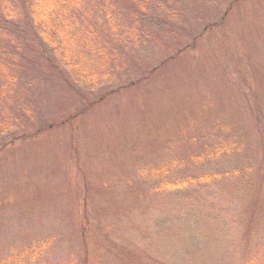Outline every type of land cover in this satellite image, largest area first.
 Returning <instances> with one entry per match:
<instances>
[{"label":"rangeland","instance_id":"374dc122","mask_svg":"<svg viewBox=\"0 0 264 264\" xmlns=\"http://www.w3.org/2000/svg\"><path fill=\"white\" fill-rule=\"evenodd\" d=\"M111 1L0 34V264H264V0Z\"/></svg>","mask_w":264,"mask_h":264},{"label":"trees","instance_id":"16d2710c","mask_svg":"<svg viewBox=\"0 0 264 264\" xmlns=\"http://www.w3.org/2000/svg\"><path fill=\"white\" fill-rule=\"evenodd\" d=\"M111 2H113V0ZM116 2L118 4L120 3V1H118V0H116ZM146 2H147L146 0H140V5L139 4L133 5V9L131 8L134 11L133 12L134 16L132 17L133 21L136 22V20H139L140 17H142V14H141L140 10L148 11V8L145 7L147 5V4H145ZM232 2H235V0L230 1L229 3L232 4ZM33 4H34V0H0V34H1L2 38L4 36H7L8 38H10L14 34L13 31H11V30H13V28L10 27L11 26V24H10L11 19L10 18L12 16L16 15V14H18V16L21 15L24 18L32 19L33 20V25H35L32 12L30 11L31 9L33 10V8H35L33 6ZM109 5H110V3L108 4V2L105 4V10H104L105 12L103 13V15L105 17H106V14H107L108 11L111 14V11H110L111 7ZM207 5L209 6V5H213V4L212 3H210V4L207 3ZM202 10L205 11L207 9H202ZM150 12L151 11L148 12L149 15H150ZM206 12L207 11L203 12L202 14H198V16H196L195 13L194 14L192 13L193 15L191 14L194 17L196 16L195 25H193V23H191V27L188 29L187 33H184V35H186V36H191V37L193 36V38H191L192 42L190 41V44H193V42L196 39V37H197V40L201 38V34H198V32H195V31L198 29V26L202 22V19L207 18L209 16V14L212 13V12H209V13L208 12L206 13ZM220 21L219 22L215 21V23H212V25L216 26V25L220 24ZM145 22H148V25H150L148 27L150 30H151V28H153V32H148V31L144 32V31H142V29H140L139 30L140 34L138 33L136 35V31H135L136 29L135 28L133 29V28L130 27L129 31H131V33L132 32L134 33V35L132 34V36H134L133 37L134 41H135L136 36H137V40L141 41L142 39H145L148 43L150 42V39H152V37L156 38L157 41H159L166 34H176L177 30L180 31L182 29L184 30V32H186V29H187V25L182 26V29H180V27H178V29H177V28H174L173 26H170V27H167L166 31L165 30L163 31V32H165L164 34L160 35V33H159L160 29H159V31H157L158 27H159V21H157V19H153L152 20L151 19V15H150V17L145 16ZM191 22H193V20ZM208 25L209 24L205 25V27H206L205 29H207ZM139 28H141V27H139ZM35 29H36V27H35ZM36 31L38 33L37 29H36ZM25 33H26V35L29 36V39H31V36L33 37V39L35 38L32 35V33H31V36H30V34L28 32H25ZM112 33H110V35H112ZM38 35H39L38 38L40 37V39H42V36H44L46 40H45V42L44 41L43 42L46 43L48 46H51V45L54 46L55 50L61 55V57H62V54H61L60 51H63L64 52V59H65L64 61H66L65 44H64V42H62L61 38L58 35H56V31L49 30L48 28L47 29L43 28L42 30L40 29V33H38ZM57 36L60 38L61 42L56 43L57 42V40H56ZM159 36H162V37H160V39H159ZM156 39H155V41H153V43H151L154 46L157 43ZM35 40H37V39H35ZM123 40H125V39H123V38L119 39V41H123ZM182 40L184 41V39H182ZM182 40H181L180 43L178 42V44L176 42L174 43L176 45V47L172 46V47H175V49L171 50V52H173V55L174 54L176 55L177 52L182 51V50L185 49V46L187 44L181 45L183 43ZM37 44H40V42L37 41ZM125 44H127L126 40H125L124 43L123 42L121 43V46H124ZM139 44L141 45L142 42L141 43L139 42ZM38 46L41 48V45H38ZM42 51H44V50H42ZM45 53L46 52L44 51V55L46 56ZM173 55H168L167 58L171 60V57L172 58L175 57ZM136 64L137 63L134 64L135 66H133V68H136V67L138 68L135 71V72H137L136 73L137 75L143 74L144 72L148 71L147 75L149 76V75L153 74V72H155L156 69H160L161 68V65H159L160 67L158 66L156 68H153V67L149 68V67H147V65H142V66L138 67V65H136ZM136 81H140V77L136 78ZM18 125H20V124H18ZM81 262L83 263V261H81Z\"/></svg>","mask_w":264,"mask_h":264}]
</instances>
